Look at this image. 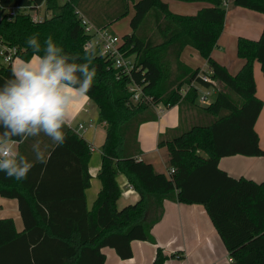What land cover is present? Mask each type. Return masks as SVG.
Wrapping results in <instances>:
<instances>
[{
	"label": "trees",
	"instance_id": "1",
	"mask_svg": "<svg viewBox=\"0 0 264 264\" xmlns=\"http://www.w3.org/2000/svg\"><path fill=\"white\" fill-rule=\"evenodd\" d=\"M126 1V0H125ZM206 2L195 14L173 12L164 0H134L131 32L122 37L121 48L135 58L131 75L110 67L111 60L95 52L97 77L87 94L105 123L102 162L98 178L102 187L88 208L85 189L90 186L88 162L91 151L76 132L66 130L64 145L52 149L46 165L36 164L23 181L0 172V195L16 198L24 228L18 230L13 217H0V264H107L105 247L115 249L122 259L133 256L132 242L153 240L152 228L163 216L166 200L203 204L230 261L220 264H264V181L234 177L222 169L224 156H264L255 128L263 108L257 95L254 65L258 61L264 75V28L259 39L239 37L237 54L244 60L233 74L212 57L223 32L231 4L264 13V0H180ZM45 3L46 17L35 22L24 11ZM228 2V6L225 5ZM124 7L109 21L129 14ZM82 12L93 23L83 0H0V38L17 48V58L28 61L34 53L26 40L37 35L43 55L48 36L63 48L69 63H83L89 35L80 23ZM151 18L152 30L146 26ZM109 23L97 25L107 28ZM197 49L208 69L193 68L182 60L187 47ZM12 64L0 65V89L11 78ZM218 79L227 88L203 105L200 89ZM79 75V74H78ZM138 83L144 96L131 102L129 85ZM179 105L180 123L159 136V147L169 152L174 172L156 171L152 163L139 159V128L157 118L156 106ZM10 131L0 124V136ZM36 137L22 133L13 140ZM64 149L70 155L64 171L54 168ZM205 152V155L202 154ZM77 162V163H76ZM121 172L133 184L139 199L119 207ZM81 181L74 187L75 179ZM66 184L67 196L60 186ZM60 189V190H59ZM176 193V194H175ZM174 256V255H173ZM168 258L158 249L154 264ZM216 264V263H214Z\"/></svg>",
	"mask_w": 264,
	"mask_h": 264
},
{
	"label": "crops",
	"instance_id": "2",
	"mask_svg": "<svg viewBox=\"0 0 264 264\" xmlns=\"http://www.w3.org/2000/svg\"><path fill=\"white\" fill-rule=\"evenodd\" d=\"M164 1L168 3L169 8L173 12L180 13L178 11L182 10L186 11V14H195L199 9L208 5L206 2L200 1ZM263 28L264 13L231 4L227 9L223 32L212 50V57L219 63L227 66L231 73H237L244 63V60L237 54L238 38L247 37L257 40ZM184 54H187L190 60L192 58L198 61V65L195 67L192 66L190 62L184 59ZM199 57L202 59H199ZM21 60L22 59L17 58L13 64H18ZM182 60L193 68L200 67L201 70L208 69L207 60L193 47L189 46L183 51ZM254 76L257 86V95L263 100V108L256 121L255 128L260 137V146L264 148V75L258 61H256L254 65ZM211 88L213 89L212 94L215 93L216 95L219 91H227L224 83L218 79L214 80ZM204 89L205 88L200 91ZM155 113L157 114V118L149 129L151 132V139L157 146L154 149H148L144 143L145 139H142L141 145L140 140L139 147H141V154L139 155V159L152 163L156 171L168 174L170 168L169 152L166 147H159L158 140L161 134L179 125V105L167 108L156 106ZM91 119L93 120L92 125L89 124ZM79 123H84L86 125L87 128L85 131H77ZM68 125L69 126H66L64 129L65 132L68 129L76 132L87 142L91 151L88 162L91 181L90 186L85 189V198L88 208H92L102 187V183L98 178V172L102 162V145L106 137L105 123L100 119L97 104L87 95L73 103L69 112ZM33 146L38 147L34 149ZM55 148L56 146L52 145L49 138L46 137L43 132L20 145V151L28 155L30 159L34 156L35 150L49 152L50 154L52 149ZM96 152H99V157L96 155ZM61 154L60 158L62 162L54 165V168L65 172V170L70 167V164L66 162L70 153L68 150L64 149ZM219 165L234 177L244 176L258 182L264 181V156H247L240 154L224 156L220 159ZM119 173L121 177L117 180L121 186V196L118 205L122 207L136 202L139 199V194L135 189L130 190L128 188V185L131 183L121 172ZM78 179L79 178L75 179L76 184L74 187L76 190L77 185L81 184L80 180L78 183ZM66 184L67 183L63 181L60 186L61 195L63 197H66L68 190H70L65 187ZM123 184L124 189L122 188ZM0 207L4 213H9V215L0 217H13L17 229L22 230L24 228L16 198H8L0 195ZM151 232L153 240H135L132 242L133 256L131 258L122 259V261H120L112 254L114 263L154 264L158 249H162L163 253L168 255V258L163 264H220L231 260L229 252L203 204L166 200L163 205V216L161 220L155 224ZM103 250L107 254L108 263L109 251L107 247Z\"/></svg>",
	"mask_w": 264,
	"mask_h": 264
},
{
	"label": "clouds",
	"instance_id": "3",
	"mask_svg": "<svg viewBox=\"0 0 264 264\" xmlns=\"http://www.w3.org/2000/svg\"><path fill=\"white\" fill-rule=\"evenodd\" d=\"M26 44L33 57L13 64L11 78L0 89V124L10 129L0 136V172L16 181L26 180L37 163L46 165L50 154L35 150L30 159L20 151L26 137L20 141L12 137L43 132L53 146L64 145L70 109L87 96L98 74L94 48L85 49L84 56L73 54L83 63H69V56L61 55L63 48L51 36L44 42L43 55L37 35L30 36Z\"/></svg>",
	"mask_w": 264,
	"mask_h": 264
},
{
	"label": "built area",
	"instance_id": "4",
	"mask_svg": "<svg viewBox=\"0 0 264 264\" xmlns=\"http://www.w3.org/2000/svg\"><path fill=\"white\" fill-rule=\"evenodd\" d=\"M66 1V0H60ZM225 5L228 6V2H225ZM43 7L45 9V3L43 2L36 9H29L25 7H11L9 8L12 13L16 11H24L28 13L33 21L41 22L46 17H49V13L44 11V15H41V11H43ZM78 17L80 19L81 25L84 27L85 32L89 35V39L85 44L86 49H93L100 55H103L111 60V66L121 70L123 73L131 75L134 69L137 68L136 61L134 56L127 55L124 50L121 48L122 38L109 31L108 28H99L97 27L86 15L82 12H78ZM17 48L15 46H11L7 44L0 38V65H8L13 64L14 60L17 59ZM205 81L214 83V80H211L210 76L207 74H201ZM212 87V86H211ZM205 88L203 91H200L199 100L201 103L207 101L209 96L212 94L213 89ZM129 91L131 92V102L138 103L144 96V92L142 86L138 83H131L129 85ZM201 90V89H200ZM89 124H93V120L89 121ZM86 125L84 123H79L77 127V131H85ZM174 167L169 168V172H174ZM130 190H134V186L132 184L128 185Z\"/></svg>",
	"mask_w": 264,
	"mask_h": 264
},
{
	"label": "rangeland",
	"instance_id": "5",
	"mask_svg": "<svg viewBox=\"0 0 264 264\" xmlns=\"http://www.w3.org/2000/svg\"><path fill=\"white\" fill-rule=\"evenodd\" d=\"M86 7H87V12L90 15V17L93 19L94 23H96L97 25H103V24H107L109 23L110 19L112 17L115 16V14H117L123 7L124 5H128L129 7V14L126 15L125 17L117 20V21H113L111 23H109L107 25V28L109 31L119 35L121 38L123 36H125L126 34H129L131 32V25H130V19L134 13V9H133V5H134V0H83ZM45 9L43 7V11H41V15H44ZM254 11V10H252ZM182 14H186V11H178ZM258 12V11H256ZM261 13V12H259ZM146 26H148L151 30H152V21L151 18L148 19ZM184 59L187 62H190V64L192 66H197L198 65V61H196L195 59H192L193 61H191L188 58V55L184 54ZM199 59H202L201 57H199ZM17 59L14 60V62ZM201 61V60H200ZM13 62V63H14ZM261 67V66H260ZM203 89V87L201 88ZM216 97V94L213 93L209 96V99L205 102H203V105H207L209 104L212 100H214ZM95 106V105H94ZM155 109V108H154ZM155 120L152 121H146L144 123H142L141 127H140V131H139V141H140V145L142 142V139L144 140V143L146 144L148 149H154L157 144L154 143L151 139V132L149 127L151 128V126L153 125L152 123H154ZM263 141H264V136H263ZM153 142V143H152ZM152 143V144H151ZM139 145V146H140ZM141 150V147H140ZM98 151V150H97ZM202 154L205 155V152L202 151ZM96 155H98L99 157V152H96ZM120 173L117 174V179H120L121 175H119ZM122 188L124 189V184L122 185ZM9 215V213H4L2 211V208L0 207V216H6ZM107 250L109 251V257H108V263L107 264H115L112 258V254L115 255V257H117L120 261H122V258H120V256L117 254V252L115 251V249L111 248V247H107Z\"/></svg>",
	"mask_w": 264,
	"mask_h": 264
}]
</instances>
